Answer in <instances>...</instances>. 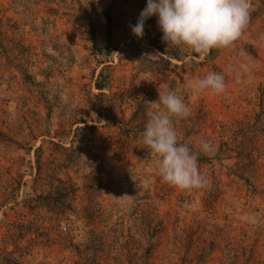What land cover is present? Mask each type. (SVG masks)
I'll list each match as a JSON object with an SVG mask.
<instances>
[{
  "label": "rangeland",
  "instance_id": "374dc122",
  "mask_svg": "<svg viewBox=\"0 0 264 264\" xmlns=\"http://www.w3.org/2000/svg\"><path fill=\"white\" fill-rule=\"evenodd\" d=\"M247 3L250 20L233 45L199 54L167 46L156 16L145 21L143 38L132 34L146 0H0V256L82 264L90 228L81 214L91 200L107 211L100 229L125 231L140 226L137 215L157 216L163 231L147 264H264V0ZM101 69L106 97L93 87ZM209 72L225 75L223 93L191 87ZM166 86L190 109L173 121L205 123L191 136L206 157L198 163L203 187L163 181L157 158L99 117L110 99L126 121L144 94L157 101ZM90 124L96 129L86 147L75 129ZM115 141L129 145L124 159L107 147ZM202 141L214 152L203 153ZM57 179L76 190L73 213L59 222L51 206L32 201L54 195ZM183 238L187 254L176 245ZM205 244L207 262H197ZM225 251L233 258L222 257ZM109 263L125 262L117 256Z\"/></svg>",
  "mask_w": 264,
  "mask_h": 264
},
{
  "label": "clouds",
  "instance_id": "9594fccd",
  "mask_svg": "<svg viewBox=\"0 0 264 264\" xmlns=\"http://www.w3.org/2000/svg\"><path fill=\"white\" fill-rule=\"evenodd\" d=\"M152 16H156L161 39L167 46L206 54L214 48L231 47L247 27L250 10L247 0H146V7L131 26L136 38H143L145 21ZM241 68L246 71L247 65ZM191 87L197 92L221 94L226 89L225 75L209 72ZM147 104L150 107L141 140L157 158L158 174L163 181L180 189L203 187L206 180L198 166V153L187 142H180L173 124V118L184 119L190 114L188 105L167 86L157 101ZM200 150L211 154L214 147L202 141Z\"/></svg>",
  "mask_w": 264,
  "mask_h": 264
},
{
  "label": "trees",
  "instance_id": "16d2710c",
  "mask_svg": "<svg viewBox=\"0 0 264 264\" xmlns=\"http://www.w3.org/2000/svg\"><path fill=\"white\" fill-rule=\"evenodd\" d=\"M82 25L86 30L89 40L93 44H95L93 39L95 30L92 22L89 19H85ZM164 63L165 65L171 64L167 60H165ZM26 78L29 79L30 77H28L27 75ZM107 82L108 75H104V69H101L98 74V78L94 82L93 87L98 91L99 95L104 97H106L104 90L108 85ZM144 95L146 97L136 102V107L133 110L131 117H129L126 121H123L116 117V105H114V102L110 99L107 100L109 107H106V105H104V107L102 108L103 113L102 115H99V117L103 116L105 118V122L109 125H116L118 129L122 130V135H125L134 141L140 142V146H137V148L143 149L144 153L149 155L151 153L150 150L142 144L141 140V133L147 119L146 111L150 107L146 104V98L148 99V95ZM150 97L148 99V102H152V100H150ZM205 120H208V118ZM90 122L100 124L99 121ZM80 123H83V121H81ZM173 124L175 128L184 130L182 137H179L178 135L180 142H187L191 149L197 153L198 151H196L194 148V141L191 140V136L196 134L205 125V123H201V126L197 123L192 122H189L188 125L185 123V121H173ZM98 126L100 127L101 125ZM95 129L96 125L93 124L77 127L75 130L80 131V134L78 135L77 133L76 135H74V138H78L80 140L82 139L84 142H86V147L87 145L89 147L90 132ZM117 140L124 142V140L120 137L117 138ZM107 147L110 148V152L115 157L121 159H124L126 157L128 148H130L129 145H124L117 141L110 143ZM198 157V163L206 159V157H200L199 155ZM36 162L38 163V159L36 160ZM56 181L58 182V185L54 187V195H37L32 199V201L38 204L45 205L46 207L51 206V210L56 216L54 220L59 222L60 219L58 218L64 216L66 212L73 213L72 200L75 199L76 190L72 184L66 185V183L60 179H57ZM89 188L92 190V194H94L93 192L97 190L94 185H91ZM211 197L214 198L215 195ZM106 217L107 211L102 209V207H97V205H94L91 200L88 201V204L84 207L81 214V219L86 222V225H88L90 229L89 231L85 232L86 239L83 244V246L85 247V256H82L80 258L83 260L82 264H110V261L115 262L117 256L123 258V261L125 262L124 264H147L148 256L151 255L158 246V234L159 232L163 231L162 224L160 220L157 219V216L152 212H146L144 213V216L137 215L138 218L136 219V221H139L140 226L138 227L137 225L133 224L132 226L127 227L125 231L119 230L117 228L100 229V226H102V223L104 222V219ZM58 228L63 229V231L67 229V227L65 226L61 227L60 224ZM173 240L176 243V240ZM179 241L180 239H178L176 245H180V250L186 252L187 254L188 251L182 250L183 246H181V244H183L184 238L183 240L181 239V243H178ZM209 254V246L207 247L205 244V246L200 247L199 256L201 259L203 257L205 260H197V262L203 261V263H206V255ZM222 257H226L225 259L227 260L233 258L229 251H225L222 254ZM181 260L184 261L185 257L181 258ZM0 264L24 263L21 260V257L16 258L12 255L11 251H8L5 253V255L0 256Z\"/></svg>",
  "mask_w": 264,
  "mask_h": 264
}]
</instances>
